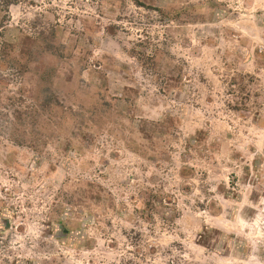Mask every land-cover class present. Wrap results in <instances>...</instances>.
<instances>
[{
  "label": "rangeland",
  "instance_id": "1",
  "mask_svg": "<svg viewBox=\"0 0 264 264\" xmlns=\"http://www.w3.org/2000/svg\"><path fill=\"white\" fill-rule=\"evenodd\" d=\"M0 264H264V0H0Z\"/></svg>",
  "mask_w": 264,
  "mask_h": 264
}]
</instances>
